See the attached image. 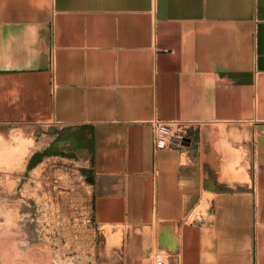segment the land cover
I'll return each instance as SVG.
<instances>
[{"label":"crops","instance_id":"0c3cea01","mask_svg":"<svg viewBox=\"0 0 264 264\" xmlns=\"http://www.w3.org/2000/svg\"><path fill=\"white\" fill-rule=\"evenodd\" d=\"M34 156L140 264H264V0H0V168Z\"/></svg>","mask_w":264,"mask_h":264},{"label":"rangeland","instance_id":"374dc122","mask_svg":"<svg viewBox=\"0 0 264 264\" xmlns=\"http://www.w3.org/2000/svg\"><path fill=\"white\" fill-rule=\"evenodd\" d=\"M39 162L0 168V264H140L124 229L91 216L90 170L63 157Z\"/></svg>","mask_w":264,"mask_h":264},{"label":"built area","instance_id":"2783aa9c","mask_svg":"<svg viewBox=\"0 0 264 264\" xmlns=\"http://www.w3.org/2000/svg\"><path fill=\"white\" fill-rule=\"evenodd\" d=\"M154 130V146L156 148L182 145L184 141H191L193 137V122L178 119L154 118L150 121ZM150 264H166L158 260Z\"/></svg>","mask_w":264,"mask_h":264},{"label":"water","instance_id":"95a60500","mask_svg":"<svg viewBox=\"0 0 264 264\" xmlns=\"http://www.w3.org/2000/svg\"><path fill=\"white\" fill-rule=\"evenodd\" d=\"M188 143V141H184V144H187Z\"/></svg>","mask_w":264,"mask_h":264},{"label":"bare ground","instance_id":"6f19581e","mask_svg":"<svg viewBox=\"0 0 264 264\" xmlns=\"http://www.w3.org/2000/svg\"><path fill=\"white\" fill-rule=\"evenodd\" d=\"M7 156H8V155H7ZM7 156H6V157H7ZM163 258H164V257H163ZM163 258H162V259H163ZM159 259H160V258H159ZM162 259H160V260H162Z\"/></svg>","mask_w":264,"mask_h":264}]
</instances>
